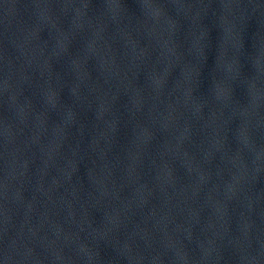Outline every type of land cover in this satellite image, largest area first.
<instances>
[{
	"label": "water",
	"instance_id": "1",
	"mask_svg": "<svg viewBox=\"0 0 264 264\" xmlns=\"http://www.w3.org/2000/svg\"><path fill=\"white\" fill-rule=\"evenodd\" d=\"M0 264H264V0H0Z\"/></svg>",
	"mask_w": 264,
	"mask_h": 264
}]
</instances>
